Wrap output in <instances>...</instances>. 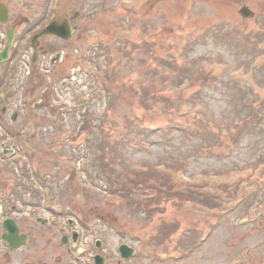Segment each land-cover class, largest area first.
I'll use <instances>...</instances> for the list:
<instances>
[{
    "label": "rangeland",
    "instance_id": "rangeland-1",
    "mask_svg": "<svg viewBox=\"0 0 264 264\" xmlns=\"http://www.w3.org/2000/svg\"><path fill=\"white\" fill-rule=\"evenodd\" d=\"M25 2L33 17L50 0ZM58 16L73 42L39 41L69 64L53 71L37 48L45 76L29 94L55 83L37 114L63 161L58 205L73 202L58 224L72 214L79 239L67 252L58 231L50 264L96 251L106 264H264V0H62ZM120 243L134 254L118 263Z\"/></svg>",
    "mask_w": 264,
    "mask_h": 264
},
{
    "label": "flooded vegetation",
    "instance_id": "flooded-vegetation-1",
    "mask_svg": "<svg viewBox=\"0 0 264 264\" xmlns=\"http://www.w3.org/2000/svg\"><path fill=\"white\" fill-rule=\"evenodd\" d=\"M51 2L52 0L49 5ZM61 2L59 0L57 3L59 9L54 18L58 21L67 20L72 28V35L69 40H64L60 35L45 36L71 43L76 28L68 19L58 16ZM48 11L43 18L37 17L43 14L41 12L28 17L25 0H0V56L3 50L6 49L7 52L5 58H0V264L55 263L58 259V216L69 215L73 210L72 199H67L64 209L62 203L58 205V195L63 198L65 193H58L56 170L63 161H56L59 148L57 141L48 144L46 148L43 146L39 123L41 118L37 114L41 112L44 102H48L51 96L55 98L52 94L54 90L56 92L55 83L50 81L54 74L51 73L48 77L50 86L45 88V94L40 97H30V94L36 92L37 86H42L40 77L38 85L27 86L25 76V54L29 49L33 50L31 58L34 56L35 60L31 63L36 72L39 70L37 60L40 57L49 59L48 65H51L49 68L53 71L62 67L58 64H69V53H63L60 57V51H57L55 56H50L54 49L49 50L45 42L39 41L40 37L33 44L34 35L49 23ZM77 15L78 13L74 15V21ZM57 29L63 31L61 28ZM29 35L30 41L27 43ZM77 38L80 40V34ZM37 48L41 52L39 58ZM64 49L65 46L61 51ZM75 50L78 52V49ZM66 82L65 76L60 82L61 86ZM40 91L39 89L38 92ZM31 120L33 121L28 126ZM66 153L71 157L68 144ZM43 159L52 166L51 174L47 167L42 168ZM68 161L71 160L67 159L65 162ZM70 216L65 226H60V230L73 225L72 214ZM8 219H12L17 226V234L27 238L26 244L12 248L13 243L3 238L4 234H10L8 229L3 228ZM66 250L72 252L71 246ZM79 259L80 257H76V260ZM120 262L121 259H118V263Z\"/></svg>",
    "mask_w": 264,
    "mask_h": 264
},
{
    "label": "water",
    "instance_id": "water-1",
    "mask_svg": "<svg viewBox=\"0 0 264 264\" xmlns=\"http://www.w3.org/2000/svg\"><path fill=\"white\" fill-rule=\"evenodd\" d=\"M240 14L244 17H248V16H252L253 15V12L246 6H242L239 10ZM57 28H61L63 31H58ZM68 27L66 25V23H61V22H58V21H55L53 22L51 25L47 26L45 29H43L39 35L41 34H45V33H58L60 32L59 34H63L64 37H68ZM65 32V34H64ZM8 228L12 231L11 235L10 236H7V239L9 240H15L16 239V226L15 224H12L10 223L9 225H7ZM74 239L76 237V234L73 235ZM22 239V242H26V238L25 237H21ZM119 250L121 252V255L125 258L131 256L133 254V249L125 244H121L119 246ZM96 263L97 264H104V259L102 257H99V256H96Z\"/></svg>",
    "mask_w": 264,
    "mask_h": 264
},
{
    "label": "trees",
    "instance_id": "trees-1",
    "mask_svg": "<svg viewBox=\"0 0 264 264\" xmlns=\"http://www.w3.org/2000/svg\"><path fill=\"white\" fill-rule=\"evenodd\" d=\"M125 180H129V178L128 177H126V179ZM125 186V185H124ZM126 187V186H125ZM156 196V195H155Z\"/></svg>",
    "mask_w": 264,
    "mask_h": 264
},
{
    "label": "bare ground",
    "instance_id": "bare-ground-1",
    "mask_svg": "<svg viewBox=\"0 0 264 264\" xmlns=\"http://www.w3.org/2000/svg\"><path fill=\"white\" fill-rule=\"evenodd\" d=\"M37 34H38V33H37ZM37 34H36V35H37ZM36 35H35V36H36Z\"/></svg>",
    "mask_w": 264,
    "mask_h": 264
}]
</instances>
